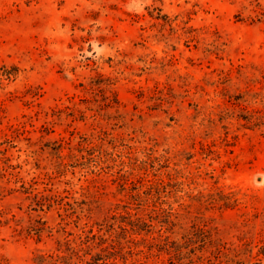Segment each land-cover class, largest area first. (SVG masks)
<instances>
[{"label":"rangeland","instance_id":"rangeland-1","mask_svg":"<svg viewBox=\"0 0 264 264\" xmlns=\"http://www.w3.org/2000/svg\"><path fill=\"white\" fill-rule=\"evenodd\" d=\"M0 264H264V0H0Z\"/></svg>","mask_w":264,"mask_h":264}]
</instances>
